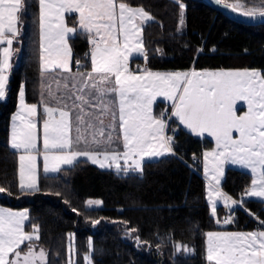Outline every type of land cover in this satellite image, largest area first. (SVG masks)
I'll return each mask as SVG.
<instances>
[{"label":"snow or ice","instance_id":"snow-or-ice-1","mask_svg":"<svg viewBox=\"0 0 264 264\" xmlns=\"http://www.w3.org/2000/svg\"><path fill=\"white\" fill-rule=\"evenodd\" d=\"M174 2L180 9L182 28L185 5L181 0ZM37 3L44 76L41 101L39 105L27 103L21 86L19 109L11 118L10 146L19 153L18 187L22 193L40 190L38 156H42L45 175L61 173L62 166L71 169L81 162L125 176L142 174L144 164L176 155L174 137L167 130L170 123L178 122L190 134L207 135L215 141V148L203 153L213 216L221 200L230 212L245 203V198L264 202V73L247 69L133 72L130 58L134 53L147 58L143 32L155 19L142 7L124 0ZM215 3L245 17L264 18V0H256L252 7L247 0ZM27 9L28 0H0V45H6L0 48V101L7 97L12 46ZM73 13L78 14L76 25L69 27L65 15ZM78 32L84 33L91 45L90 71L80 70L84 66L79 60L75 62L77 71H72L69 38ZM158 97L170 106L154 115ZM240 102L247 110L238 115ZM40 140L42 149L37 146ZM226 165L250 172V185L240 200L220 189ZM6 191L0 187V193ZM100 203L87 201L89 207ZM26 222H30L27 211L0 207V264H50L49 252L40 244V226L30 223L31 231H26ZM232 222V216L223 220L224 224ZM260 223L264 225V221ZM206 238L208 264H264V230L208 232ZM136 240L140 242L138 236ZM174 247L177 252L188 251L184 245ZM69 251L75 254L71 246ZM93 253L89 241L85 264H93ZM69 264H74L71 258Z\"/></svg>","mask_w":264,"mask_h":264},{"label":"trees","instance_id":"trees-1","mask_svg":"<svg viewBox=\"0 0 264 264\" xmlns=\"http://www.w3.org/2000/svg\"><path fill=\"white\" fill-rule=\"evenodd\" d=\"M124 2L143 7L155 18L145 25L143 32V43L150 51L148 67L247 66L258 67L264 73V23L239 22L204 0H181L185 5V27L178 31L179 7L174 0ZM37 20V0H28L23 27L13 42L7 97L0 101V187L7 190L0 193V203L27 207L30 222H26L25 229H31L30 223L40 226V244L49 252L50 264H67L70 232H73L74 264H84L89 239L94 250L93 264H208L205 249L208 230L222 226L249 229L264 221V202L255 198H245V203L234 206L231 212L217 206L216 216L211 214L203 194L204 178L190 166L193 156L209 146L211 140L190 134L177 122H173L177 125L173 134L176 155L144 164L142 174L125 176L81 162L71 169L63 166L64 170L58 174L40 173V190L22 193L17 177L18 152L8 142L9 117L16 106L21 81L26 101L39 100ZM74 20V14H69L68 21ZM69 42L73 58L79 54L83 65H88L83 54L89 46L86 35L78 32ZM162 105L163 102H156L155 110ZM184 179L190 183L189 191H184ZM250 179L249 171L227 166L221 187L238 199ZM152 183H156L155 188ZM162 183L166 185L167 196L165 193L161 196ZM143 186L141 198H128L127 195ZM182 191L189 199H195L196 206ZM88 199L101 203L89 207ZM227 213L233 215L232 223L216 222ZM95 220L100 223L93 224ZM176 244L187 246L188 251L177 252Z\"/></svg>","mask_w":264,"mask_h":264},{"label":"rangeland","instance_id":"rangeland-1","mask_svg":"<svg viewBox=\"0 0 264 264\" xmlns=\"http://www.w3.org/2000/svg\"><path fill=\"white\" fill-rule=\"evenodd\" d=\"M227 1H229V2H231V3H235V2H236V0H227ZM253 4H254V3H247L248 7H252ZM130 6H133V7H141V6H135V5H130ZM142 8H143V7H142ZM143 9H144V8H143ZM144 10L147 11L146 9H144ZM147 12H148V11H147ZM148 13L151 14L150 12H148ZM179 14H180V9H179ZM151 15H152V14H151ZM184 20H185V9H184ZM184 27H185V23H184V26L181 28V25L179 24V15H178V22H177V27H176V29H177V30H178V29L183 30ZM4 46H6V45H2L1 48L4 47ZM12 48H13V50H14V46H12ZM146 50H147V48H146L145 45H144V52H145ZM71 56H72V54H71ZM141 56H143V55H141V54H137V53H134V54L132 55V57H136V58H134L135 60L140 61V62H141V60H140L139 58H140ZM132 57H131V58H132ZM131 58H130V59H131ZM11 59H12V57H11ZM72 59H74V58H72ZM140 62H139V63H140ZM141 68H142V66H141ZM245 69H247V70H256V71L261 72L260 69H259L258 67H247V66H221V67H202V68H199V67H193V66H192V67L187 68V69H186V68H176V69H163V68H160V69H152V68H150V69H148V70L153 71V72L169 73V72H177V71H179V72H191V71L202 72V71H219V70H245ZM140 70L143 71V69H140ZM21 86H24L22 81H21V83L19 84L18 91H17L16 106H15V108L13 109V111L11 112L10 117H9V132H8V135H9V144H10L11 124H12V119H11V118L13 117V115H15V113H16V112L18 111V109H19V97H18V92H19V89H20ZM158 101L163 102V105L160 106L159 109L157 110L158 113L155 112V109H154L156 103L153 105V113H154V115L159 114V113L161 112V110H162L165 106H168V105L170 106V102H168V101H166V100H163V98L158 97L156 102H158ZM26 102L29 103V104H33V103H35V102H28V101H26ZM35 104H37V103H35ZM169 106H168V107H169ZM237 109H238L237 114L239 115V114H243V112L247 110V107H246L245 104H243L242 102H240V103L237 104ZM177 124H178V122H177ZM178 125H179V124H178ZM181 126H182V125H181ZM182 127H183V126H182ZM176 128H177V125H176L175 123H170V128H169V130L167 131V134L173 136V134H174ZM234 135H235V134H234ZM202 138H207V139H210V140H211V144H210L209 146L204 147V148L202 149V151H201V163H200V169H201L203 175L206 177V179L204 178V180H203V182H202L203 187H204L203 194L205 193V191L207 192V194H206L207 199H205V200L207 201V203H208V205H209V208H210V212H211V204H210V202H209V200H208V177L205 175V172H204L203 153H204L205 151H211V150H213V149L215 148V141H214L213 138L208 137L207 135L203 136ZM37 146H38V148H41V149H42V140L38 141V145H37ZM18 157H19V153L17 154V177H18V183H19V160H18ZM37 165H38V177H39V174H40V173H43V171H42V166H43L42 156H38V159H37ZM227 166H234V165H226V166H225V169H226ZM62 167H63V166H62ZM234 167H237V168L243 169V168H241V167H239V166H234ZM243 170H245V169H243ZM195 171H196V170H195ZM246 171H248V170H246ZM196 172H197V171H196ZM250 181H251V179H250ZM183 183L185 184V185H184V191H189L190 188H191V187H190V183H189L186 179L183 180ZM155 184H156V183H152V185H151V186H153L152 188H155V186H156ZM163 184H165V183H162L161 196H164L163 194H164L165 191H166V185H163ZM249 185H250V182H249V184H248L246 187H248ZM143 189H144V186L141 187L140 189H138L136 192H134V193H133V192L130 193L129 195H127L128 198H132V199H138V198H141V197L143 196V192H144ZM184 191H182V192H184ZM196 194H198V192H196ZM165 195L167 196L168 194L165 193ZM184 196H185L186 198H188V200H191V201H190L191 203L194 202V206H196L197 202L195 201V199H189L188 195H186V192H184ZM190 197H191V196H190ZM204 198H205V197H204ZM89 200L96 201V200H94V199H88L87 201H89ZM186 200H187V199H186ZM235 200H240V198H238V199L235 198ZM218 202H219V201H218ZM218 202H217V203H218ZM199 204H200V202H199ZM224 209H225V210H228V207L224 206ZM216 214H217V212H216ZM226 215H227V216H231L230 213H227ZM89 241H90V239H89ZM70 246L74 248V244H73V232H70V233H69L68 242H67V251H68V252H67V255H68L67 264H69V259H70V258H71V260H72L74 263H75V259H76V258H75V255H74L73 253H70V251H69ZM88 252H89V250H88V251H85L83 257H84L85 255H87ZM83 261H84V260H83ZM84 264H85V261H84Z\"/></svg>","mask_w":264,"mask_h":264},{"label":"crops","instance_id":"crops-1","mask_svg":"<svg viewBox=\"0 0 264 264\" xmlns=\"http://www.w3.org/2000/svg\"><path fill=\"white\" fill-rule=\"evenodd\" d=\"M74 14V16H75V20H74V22H69L68 21V15L69 14H66L65 15V20H66V24H67V26H69V27H73V26H75L76 25V17H77V15L78 14H75V13H73ZM84 34V33H83ZM69 40H70V38H69ZM40 42V41H39ZM69 46H70V48H71V54H72V58H73V50H72V47H71V45H70V42H69ZM90 50H91V45H90V43H89V52H88V54H87V61H88V65H83L84 67H82L80 70H82V71H90L91 70V61H90ZM145 53H146V59H145V56L143 55V56H141L139 59L141 60V62L140 61H137V60H135L134 58H136V57H132L131 59H130V61H129V68H130V70L131 71H133V72H137V71H139V72H142L140 69H150V67H148L147 66V64H146V61L149 59V57H150V51H149V49H147L146 51H145ZM12 57H13V55H12ZM11 61H12V59H11ZM10 61V62H11ZM140 62V63H139ZM139 64L137 67H134V64ZM141 66H142V68H141ZM71 67H72V71L73 72H76L77 71V68H75L74 67V59H72V64H71ZM152 69H155V68H152ZM43 79H44V76L42 75V72H41V62H40V90H39V100L37 101V102H35V103H37L38 105L40 104V101H41V95H40V93H41V91H42V83H43ZM53 89H55V85H53ZM154 109H155V107H154ZM40 111H42V107L40 108ZM155 112H157L156 110H155ZM158 113V112H157ZM158 115V114H157ZM107 122V121H106ZM8 142H9V135H8ZM10 145V144H9ZM198 173L203 177V178H205L206 179V177L203 175V173H202V171H201V169H199V171H198ZM220 189H221V191L223 192V193H225V194H227V195H229L230 197H232L233 199H235L233 196H231L229 193H227L225 190H223L222 189V187H221V185H220ZM206 194H207V192L205 191V193H204V197H205V199H207V197H206ZM217 206H222L223 208H224V203H223V201L221 200V201H219L218 203H217ZM0 207H2V208H6V209H9V210H11V211H15V212H19V211H27V207H25V206H20V207H13V206H9V205H5V204H2V203H0ZM228 210H229V208H228ZM231 216L233 217V215L231 214ZM219 224H221V225H225L224 223H219ZM26 231H31V229L30 230H27V229H25ZM257 230H264V226H262V227H260V228H255V227H253V228H249V229H233V228H229V227H224V226H222V227H218V228H214V229H210V230H208L207 231V233L208 232H222V231H228V232H250V231H257ZM205 249H206V252H207V238H206V242H205Z\"/></svg>","mask_w":264,"mask_h":264},{"label":"water","instance_id":"water-1","mask_svg":"<svg viewBox=\"0 0 264 264\" xmlns=\"http://www.w3.org/2000/svg\"><path fill=\"white\" fill-rule=\"evenodd\" d=\"M206 1L209 5H211L213 8L219 10L220 12L224 13L228 17L235 19L239 22L245 23V24H261L264 23V18H249L245 17L240 12H233L231 9H226L223 5H218L215 3V0H204ZM226 2L231 3L226 0ZM2 45H0L1 48Z\"/></svg>","mask_w":264,"mask_h":264},{"label":"built area","instance_id":"built-area-1","mask_svg":"<svg viewBox=\"0 0 264 264\" xmlns=\"http://www.w3.org/2000/svg\"><path fill=\"white\" fill-rule=\"evenodd\" d=\"M88 52H89V46H88V49H87L85 52H83V54H84L85 56H87ZM77 60H79V61L81 62V65H83V59H82V57H81L79 54H76V55L74 56V67H75V68L78 67V66L76 65V63H75ZM138 65H139L138 63H137V64H134V67H137ZM168 106H169V105H168ZM168 106H165L162 110L169 109ZM162 110H161V111H162ZM168 130H169V129H168ZM168 130H167V131H168ZM194 156L196 157V159L194 160L193 163H191L190 166H191L194 170L199 171V169H200V163H201V153H197V154H195ZM228 217H229V216L224 215V216L220 219L221 223H223V220L226 219V218H228ZM262 226H264V225H261V223H258V224L255 225V228H260V227H262Z\"/></svg>","mask_w":264,"mask_h":264}]
</instances>
